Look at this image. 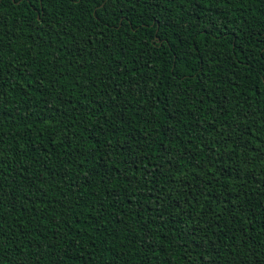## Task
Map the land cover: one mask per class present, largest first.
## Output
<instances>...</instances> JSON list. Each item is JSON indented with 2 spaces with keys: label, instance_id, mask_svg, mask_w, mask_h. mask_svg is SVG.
Returning <instances> with one entry per match:
<instances>
[{
  "label": "trees",
  "instance_id": "trees-1",
  "mask_svg": "<svg viewBox=\"0 0 264 264\" xmlns=\"http://www.w3.org/2000/svg\"><path fill=\"white\" fill-rule=\"evenodd\" d=\"M0 264H264V0H0Z\"/></svg>",
  "mask_w": 264,
  "mask_h": 264
}]
</instances>
